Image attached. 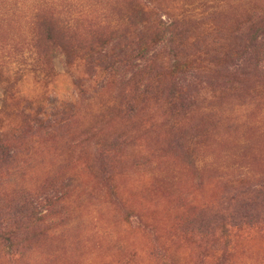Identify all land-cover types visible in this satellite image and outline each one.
<instances>
[{
  "label": "rangeland",
  "instance_id": "1",
  "mask_svg": "<svg viewBox=\"0 0 264 264\" xmlns=\"http://www.w3.org/2000/svg\"><path fill=\"white\" fill-rule=\"evenodd\" d=\"M76 1L72 61L59 45L16 56L22 20L0 33V235L18 240L10 255L0 237V264H264V35L250 37L264 0H137L175 18L184 47L164 33L143 69L111 48L156 35L117 26L138 6Z\"/></svg>",
  "mask_w": 264,
  "mask_h": 264
},
{
  "label": "trees",
  "instance_id": "2",
  "mask_svg": "<svg viewBox=\"0 0 264 264\" xmlns=\"http://www.w3.org/2000/svg\"><path fill=\"white\" fill-rule=\"evenodd\" d=\"M130 4H135L138 6V11L136 12L140 21L137 22L135 18H137L131 11L127 12L126 16H123L122 19L119 20L118 25L126 24L123 19L127 21L128 25L133 29H138L140 24H143V27L148 25L149 27L153 26L156 28V35L152 36L150 40H147L146 35L144 34H137V32L126 31V36H122V39H119L116 45L111 46V48L120 47L119 53L117 56H123L129 54H137L141 61H144L146 64L140 68H146L148 65L151 64L153 58H149L150 53L153 51L155 47L159 45L162 41V35L164 33H170V49H173L174 55L178 58L180 54H183L184 47L181 42H176V38L182 34L179 31L180 27L175 23L173 20L175 18L171 17L173 20L168 21L164 19H156L151 20V11L146 8L147 6H139L137 4V0H128ZM4 3L0 0V33L4 29H9L12 31L14 28L11 25H17L18 20H22L23 24H27L30 28L25 33H22V38L24 39V44L20 43V46L14 45L11 49L16 52V56L18 57H25V54H29L32 57L39 59L48 58L49 54L51 53L52 49L59 45L65 51L68 60H74L75 53L77 52V46L81 47V44L78 43L75 46H70L68 43V37L66 36V32L70 29L72 22L74 20L80 19V12L85 8L81 6V3L76 0H40V4L34 7L29 6L26 8V4L22 5V10L20 11L19 8L10 7L3 5ZM84 5V4H83ZM22 13V14H19ZM6 25V26H5ZM128 26V27H129ZM250 31L253 34L250 36L253 43L257 40V37H261L264 35V19L253 23L250 27ZM168 33V34H169ZM121 38V37H120ZM8 37L1 38L0 36V49L6 51L9 50V42H6ZM129 41L132 45L131 47H125V42ZM11 47V46H10ZM109 47V44H102L98 45L95 49H90L88 52V56L93 57L96 53H101L105 48ZM106 54H102L101 59L107 58ZM114 57L115 54H113ZM127 62H130V59H124ZM38 63V61H37ZM178 71H184L182 67L175 68ZM182 73V72H181ZM184 73V72H183ZM151 88L150 86H148ZM156 92L160 91V86L154 87ZM147 93H153L152 90L145 89ZM179 92L176 90V87L173 88L171 91V97L177 101L181 99L178 98ZM6 139L5 135H0V153H8L6 152ZM36 217V216H35ZM33 217V218H35ZM19 225V223H18ZM20 232V231H16ZM15 233L8 231L6 229L3 230V233L0 235L2 241L6 242L10 248V255L15 253V246L17 245L18 240H14Z\"/></svg>",
  "mask_w": 264,
  "mask_h": 264
}]
</instances>
